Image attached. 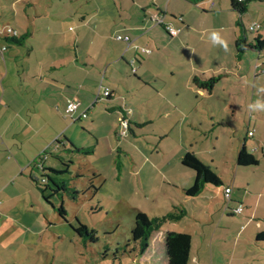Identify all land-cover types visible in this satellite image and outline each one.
<instances>
[{
	"label": "rangeland",
	"instance_id": "obj_1",
	"mask_svg": "<svg viewBox=\"0 0 264 264\" xmlns=\"http://www.w3.org/2000/svg\"><path fill=\"white\" fill-rule=\"evenodd\" d=\"M154 1L0 0V30L6 32L9 29L5 34L9 39L14 37L10 28L18 32L17 37L25 34L22 30L32 35L23 46H15L5 42L0 34V49H7L0 56V167L8 166L10 162L16 163L18 172L22 171L23 176L13 184L17 183L24 188L12 201V221L6 220L0 225V264H135L131 257L122 254V248L130 238L136 213L142 212L149 217L156 207L155 212L160 216L164 209L170 207L169 200L175 196L168 183L162 184L160 166L178 163L181 156L186 152L193 153L194 150L200 159L197 158L225 184L234 175L236 159L233 147H237L241 139L246 136L248 150L252 153V149L258 146L256 144L264 147V74H260L258 69L256 80L253 76L256 64L261 67L264 61V52L257 61V53L247 50L241 57L240 65L227 64L238 60L231 44V39L240 28L237 23L245 27L248 42H253L258 34L264 39V0L250 1L242 17L228 11L220 15L203 16L197 10L200 20L197 23L198 29L204 30L205 40L197 43L193 35L194 38L188 42L192 46L189 50L182 48L176 38L171 41L160 28H157L158 33L148 30L149 47L156 43L162 52V57L152 61L150 68L161 70L160 80L167 88L170 83H175L174 91L179 93V99L174 100L168 96V102L164 98L154 100L149 105L152 108L150 113L147 108L139 111L137 107L130 106L134 113L127 115L132 120L127 129L121 127V118H117V114L103 113L104 102H99L96 113L100 116H96L95 128L88 127L86 121L72 122L70 115L64 114L57 91L54 96L50 94L53 97L49 98L43 94L45 88H36L40 82L33 80L34 84L28 83V77L32 78L33 75L32 68L41 71L40 64L48 66L51 63L60 68L53 73L54 80H60L61 83L74 80L75 76L69 73V63L65 61L66 67L61 68V62H58L60 59L66 60L68 56L72 58L74 51L78 50L79 63L90 64L101 47L111 48L115 43V26H134L140 21L144 22L140 6ZM157 1L162 3L165 0ZM215 10L218 11L217 8ZM252 23L260 26L259 33L248 31ZM213 34H216L217 40L213 39ZM76 36H79V40L74 43ZM31 48L33 51L28 53ZM152 50L154 52L155 48ZM219 63H222L224 70L216 73L207 70L217 67ZM130 69L120 64L118 73L123 84L128 78L136 79L131 76ZM173 70L175 74L171 77ZM191 72L197 78L200 74L205 77L223 75L226 82H243L244 89H226L225 95L222 88L226 82L217 83L213 97L207 103L215 107L217 112L214 121L220 124L218 142L210 133L208 118L203 115L206 109L202 103L193 99L187 85ZM226 72L228 75L224 76ZM102 73L97 76L98 85ZM82 74L83 78L79 80L90 78ZM77 82L80 81L72 85L74 88ZM119 89L120 97H129V87L125 89L119 84ZM229 91L237 98L242 96L244 100L237 105L233 104L228 100ZM98 92L96 90L94 95L103 97L102 91ZM184 99L192 101L199 113L192 110ZM175 105L184 110L185 115L174 111ZM235 106L238 112L232 114ZM215 109H211L212 112ZM136 124L142 127L137 128ZM190 124L197 129H191ZM112 126L117 129L115 136L111 131ZM246 131L254 134V137L247 136ZM92 135L98 140L97 146V140L92 139ZM65 138L71 142L72 147L69 141L65 142ZM88 147H94L93 154L88 156L79 155L73 150ZM44 151L48 159L46 164L51 167L64 169L62 162L71 163L69 174L59 178L68 181L70 187L79 192L76 201L68 194H61L62 200L60 195L51 199L55 208L62 202L67 213L65 220L41 198L36 189L42 188L41 184L35 185L28 176L31 171L33 177L40 178L41 173L32 169V162L37 156H43ZM212 160L215 161L212 163ZM259 160L257 167L238 168L246 171L242 172L243 177L238 180L250 183L247 192L252 207L257 195L261 194L256 216L264 219V160ZM134 165L136 169L144 167L140 174ZM186 171L191 177L194 175L191 170ZM10 173L0 174V186L1 179L2 184L9 177L13 182V174ZM182 184L188 189L193 181L190 179V185L185 181ZM8 193L9 190H6ZM237 193L235 189L233 195ZM178 194V206L185 209L187 215L174 227L191 232L194 230L192 215L206 218L201 215L200 209L195 208L194 199L182 192ZM204 194L208 195L206 192ZM8 196L11 197L10 194ZM206 216L209 219V213ZM217 217L222 218L220 214ZM244 217L247 218L245 212L221 220L217 234L222 237L212 243L213 252L215 256L218 254L220 264L223 257L238 260L239 253L234 245L237 242L239 245L246 243L249 239L248 230L256 227L254 221L244 227L247 229L243 234L239 233L240 227L245 225ZM76 220L85 225L89 232H95L94 237L98 240L96 243L88 244L86 248L81 245L72 230L77 226ZM261 225L264 228V221ZM249 242L254 247L255 240L250 239ZM248 257L256 259L253 264H264V249L250 250Z\"/></svg>",
	"mask_w": 264,
	"mask_h": 264
},
{
	"label": "crops",
	"instance_id": "obj_2",
	"mask_svg": "<svg viewBox=\"0 0 264 264\" xmlns=\"http://www.w3.org/2000/svg\"><path fill=\"white\" fill-rule=\"evenodd\" d=\"M216 8L218 9V11L215 10ZM197 10H200L203 16L209 15V14L220 15L221 13H226V11L230 12L231 14L232 13L235 14L230 9L229 0H203L202 2H199L197 4H192L188 0H165L162 3H158V1L155 0L151 4L140 6V11L142 14L141 17L144 19V22L140 21L134 26H130V25L126 27H121V26L116 27L115 26L114 27L116 28L115 29L116 32L114 33L116 35L114 37L115 43L111 46V48H108V46L101 47L100 52L97 53L95 57L93 56L94 58L92 59V62L90 64L85 63V62L79 63L78 50L74 51L73 53L74 56H72V58L68 56L66 60L63 58L58 61V62H61L60 63L61 68L66 67L65 61H67L66 63H69L68 65V68L70 69L69 73L75 76V79L78 78L77 80L72 79L67 82L65 80L62 83L60 82V80H54L53 73L58 72L60 68H56L54 63H51L48 66H44L40 64L41 71L37 68H32L33 75H32V78L28 77V79L31 80V81L29 80L28 83L31 85L34 84L33 80L40 82L38 86L36 84V88L37 87L41 89L45 88V90L43 91V94H45L46 96H49V98L53 97L57 91L58 93L57 97H59L60 103H62V106L64 107V114H67L66 109H65L67 103L72 100H77L79 102L78 111L72 117L71 116L70 117L73 119L81 112H85L87 115L86 118L79 119L76 121H79L81 123L83 121H86V125H88V127L92 129L96 127V116L97 117L100 116L98 113H96L97 108L99 106V102H104L103 103V113L104 114L105 113L117 114L118 115L117 118H122V116H124V119L129 120V123H130L132 120L128 119L127 115L129 116L134 113L133 109L129 108L130 106L137 107L139 111H143L145 108H147L150 113L152 108L149 105H151L152 101L154 100L157 101L158 99L164 98L163 100L168 102L169 101L168 96L172 97L174 100L179 99V93L174 91L175 83H172V85L170 83V86L167 88L166 85L164 86V84L160 80L161 73H162L161 70L157 71V70H152L150 68V63L152 61H155V59L161 58L162 52L160 49H158V46L156 45V43L153 44V47L155 48V51L153 52L152 50L153 47H149L151 44L150 40L148 41V37H147V35L149 34L146 32L149 30L150 32L152 31V32L158 33L157 28H160V30H162L171 41L173 38H176V40L181 43L182 48L189 50V48L192 46H189L188 42H190V39L194 38L193 35H195V39L197 40V43L204 42L205 40V35L203 34L204 30L198 29L197 23L200 22V20H199V15L197 13L198 12ZM157 15H162L164 17L163 24H162L163 26L169 25L173 29L178 30L177 36L175 37L168 36L165 28H163L162 26L156 25L154 23L153 18ZM81 19L82 21H84V17H82ZM10 29L15 30L13 28H10ZM20 29L22 30L23 28H19V30ZM117 29H119V31H117ZM22 31H23V34L24 33L28 34V32H24V30ZM0 32H2L0 34L2 35L1 37L3 38L5 35V32H3V29H1ZM139 32H143V33H139ZM18 35L19 34L17 32V35L15 37H17ZM118 35L129 37V43H125L123 41L117 40L116 37ZM238 36H239V31L237 32V34H235L234 38L231 39V44L233 46L234 52H235L234 41ZM29 38H32V35L30 36L28 34L27 39ZM27 39L25 43L28 42ZM77 40H79V36H76L74 43H76ZM145 47L147 50L150 51L149 54H143L140 52V48L145 49ZM6 50H4L3 52L0 51V56H3L2 54ZM32 51L33 49L31 48V50H29L28 53L29 52L31 53ZM193 56H194V52H193ZM241 57L240 58L236 57L238 59L237 60L238 62L232 61L227 64L229 66L232 65L233 63L240 65L242 63ZM258 60L259 59L257 58V61ZM130 62H133L134 67H135V73H131V69H130V74L136 79L128 78L127 79L128 82L126 81L123 84L120 79V74L118 73L120 64H123L126 67H130V64H129ZM257 65L258 63L256 64V68L253 73L255 80L258 75L257 73L258 69L260 71V74H264V61H262L261 67L258 66L260 68H258ZM193 69L194 68L192 67V70ZM196 69L200 70L201 68H196ZM221 69L224 70V66H222V63H219L217 67L214 66L213 68H208L207 70L212 71V73H216V72L221 71ZM101 71L103 72L102 73L103 75L101 76L99 80V85H98L97 76ZM82 73L88 75V77L90 78L89 79L84 78V80L82 79V81L79 80L83 78ZM76 74H78V76H76ZM174 74L175 73L173 70V72H171V77H173ZM190 75H191L190 81L187 82V85H189V90L194 97L193 99L194 100L196 99L198 103H202V107L206 109L205 111H203V115L208 118L209 123L211 124L210 133H212V135L216 137V141L218 142V130H219L220 124L214 121V119L217 117L216 116L217 112H216L215 107L212 108L208 106L207 103L211 101V98L213 97L217 83L226 82V78L222 77L223 75H219L220 76L219 81L213 87L211 92H208L204 89L197 88L193 84L192 79L195 77L194 72H191ZM225 75L226 76L228 75L227 72L226 74H224V76ZM212 76H215V75H212ZM198 78L206 79L209 77H205V75L200 74V77ZM76 81H80V82H77L78 85L76 88H74L72 85L76 83ZM131 82L133 83V85H131ZM67 83H69L70 85H67ZM119 84L120 85L122 84L125 89H127L128 87L130 88L128 89V91H130L129 97L126 98V99H129V101H127L123 97H120V94L118 92V90L120 91ZM97 85H98V88L101 87L102 89H107L109 91L110 93L109 98L101 97L100 95L99 96L94 95L96 94L95 93L96 90L99 91V89H97ZM223 87L224 88H222V92L224 95L226 94V91H227L226 89H229V90L236 89V88L244 89L243 82L241 81H237L236 83L228 81L226 82V84L223 85ZM231 91L227 92V94L230 95V97H228V100L231 101L233 104L236 103L235 105H237V103L244 100L242 99V96L241 97L238 96L239 98H237V96ZM50 94L51 95L53 94V96H51ZM126 95H128V93H126ZM203 100L205 102H203ZM184 101L185 103L190 105L192 110L195 109L194 106L196 105L192 101L188 102L186 101V99H184ZM211 109L212 110L215 109V111L212 112ZM239 109L241 110L240 107ZM173 110L185 115L184 110L183 111L180 110L178 108V105H175ZM195 110L199 113L198 108ZM237 112H238V109H237V106H235L232 114H235ZM165 114L168 115L167 112ZM76 121L72 120V122H76ZM190 127L191 129H194V130L197 129L193 124H190ZM111 131H113L114 136H115V134L117 133L116 132L117 129L113 128L112 126ZM246 132H247V136H249L248 133L250 132L249 131H246ZM250 137L253 138L254 134L251 135ZM232 138L234 139V137ZM92 139L97 140L94 136L92 137ZM241 140H240L241 142L239 143V145H237V147H233V151L235 153L234 154L235 159L237 160V155L240 149L242 148V146L244 145L247 152L251 154L258 161L257 166H259V163H260L259 159L261 158L264 160V147L259 144H256L258 146H256L257 148L255 147L254 149H252L254 153L253 154L251 151L248 150V146L246 143V136ZM67 141L69 140L65 138V142ZM69 144L72 147V144L70 141H69ZM97 145H98V140H97L96 146ZM214 146L216 147V143L214 144ZM215 147L213 150L216 149ZM186 153H190V152H186ZM191 154H193L196 158L198 157L196 152H194V150H193V153ZM39 156H37V158ZM230 157H232V153ZM42 158H43L42 163L45 168L58 169V168L51 167L50 165L46 164L48 160L46 155H43ZM181 158L182 156L179 158L178 163H174L173 165L165 164L164 166L159 167L160 169H162L160 171V173L163 175L162 184L168 183L167 185L170 186L171 190L172 189L174 190L172 193L175 195L173 198L169 200L170 207L164 209V212L160 216L164 215L167 212L174 211L175 208H180L178 206V203H180L179 202L180 200L177 201V199L180 197L178 193L179 192L184 193V189H187L183 186L182 182L185 181V183L189 184L190 179L191 181L194 182L195 175L192 174V177H191L190 175L187 174L186 170H190V169L182 166ZM214 161L215 160H212V163ZM235 166H236V169L234 167V175L228 181V183L224 184L223 181L220 180L222 182V186L220 187H213L211 185H206L203 191L201 192V194H199L197 197L192 198V200L194 199L193 202L195 203L194 205L195 208L200 209L201 215H203V217L206 218V219H200V217L197 218L196 214L192 215V220L194 222L192 223V226L194 227V230H192L191 232L189 231L184 232L182 230H177V227H174V226H178V224H180L179 222L183 218L177 222L167 223L166 225L162 227V229L159 232H157L151 238L149 242V247L142 256H138L136 253H132L130 255H127L128 258L131 257L133 259L132 262L133 263L135 262V264L136 263L137 264H164L163 254H164V248H165L164 246L165 234L168 232H177V233L188 234L191 237L188 264H220V262H218L220 261L218 254H216L215 256L213 252L214 248L212 247L214 242H216L218 239L222 237L221 235L217 234V232L220 229L219 228L220 222L224 218H233L234 216L241 215L243 214V212H245V214L247 215V218L245 217L243 218V220L245 221V225L244 226L242 225V227H240L241 230H239V233L241 232L243 234V232L247 229V228L244 229V227L247 224H253L254 221H256V227L255 228L252 227L251 230H248L249 239L247 238L248 240L245 241L246 243L243 242L239 245V242H237L236 245H234L235 250H237L239 253L238 260H234V259L227 260L226 257H223L222 258L223 263L221 262V264H253V262L256 261V259L248 257V255L250 254V250L260 251L264 249V242L255 240V237L259 233L264 232V228H262V225H261L264 219L263 218L259 219L256 216L258 208L260 207V204L258 203L260 201H258V199L260 200L262 196L261 194L257 195L256 203L252 207L248 199L249 193L247 192V190L249 189L250 183L244 180H243L244 182L238 180L243 177L241 175L242 172H246V171H242L238 169L242 167L237 166V164H235ZM257 166H254V167H257ZM17 168H18V165L14 162H10L8 166L1 165L0 167V174L2 173L8 174L10 173L11 170L12 172L10 174L11 175L13 174L12 176L13 182L10 181L12 180V178L9 177L8 178L9 180L5 182L4 184H2L3 179H1L0 225L4 224L6 220L12 221L13 219L11 218L13 214V207H12L13 202L12 201L16 198L17 194H19L20 192L24 190L23 186H20L17 183L15 185L13 184L17 181V179L22 178L23 176V172L22 171L18 172L19 170ZM143 168L144 167L142 166L137 167V169H136V166L134 167V169H136L137 173L139 174H140V170H143ZM249 168H252V167H248V169ZM31 175L32 173L30 171L28 174L30 181H32ZM225 187L231 188L230 201L228 202L225 201L223 197V188ZM36 189L39 191L40 196L42 198L40 189L38 188ZM235 189L239 192L237 193L236 196L233 195ZM6 190H9L10 193L8 194H10L11 197H9L8 194H6ZM204 192H206L208 195L204 194ZM172 199H174L175 201H173ZM239 206H241L242 208L241 213L240 214L233 213V209H236ZM155 208L152 209L153 212L151 215H149V217H160L158 216L157 212H155L156 211ZM208 213H209V219H207V216H206V214ZM219 214L222 217L221 219H218L217 217ZM250 239L255 240L254 247L251 246L249 242ZM119 264H121V262H119Z\"/></svg>",
	"mask_w": 264,
	"mask_h": 264
},
{
	"label": "trees",
	"instance_id": "obj_3",
	"mask_svg": "<svg viewBox=\"0 0 264 264\" xmlns=\"http://www.w3.org/2000/svg\"><path fill=\"white\" fill-rule=\"evenodd\" d=\"M188 1L192 4H197L199 2H202L203 0ZM250 1L252 0H243L242 2H238V0H229L230 9L239 17H242L247 12L248 3ZM237 24L240 28L239 36L234 41L236 57L240 58L245 54V51L252 50L257 53V58L260 59V57H262L261 53L264 52V39L260 34H258L257 37L253 40V42H248L245 27L241 23ZM159 26L165 28L163 25ZM13 31L17 35V32L15 30ZM256 33H259V31H257ZM167 35L169 36L168 33ZM15 36L12 39H9L7 35H4L3 40L15 46H23L28 37V34H24L20 37ZM4 49L6 50L5 47ZM219 79V76H212L206 79L194 77L192 79V82L197 88H201L208 92H211V90L219 81ZM105 98H109V95ZM120 121H127V128H129L130 123L128 120L124 119V116H122ZM135 126L137 128L142 127L141 125L137 124ZM73 150L76 151L78 154L88 156L93 154L94 147H88L83 149L74 148ZM43 155H47V153L44 151ZM39 158V161L41 160L43 162V158L41 156H39ZM42 162L40 165L37 163L36 160L32 162V169H37L38 171H40L41 175L39 179L31 175V180L36 185L37 183L41 184L42 188H40V192L42 195V199L47 204L52 206V208L56 211L57 215L61 219L65 220L67 213L63 207L62 202L57 208H55L51 203V199H53V196L55 195L61 196V194H68L73 201H76L79 192H77L75 188L70 187L68 181L59 178L62 175L69 174L71 163L62 162L64 169H52L45 168ZM181 164L182 166L192 170L195 175L193 185L187 190H184V194L187 197H197L199 194H201L206 185H211L213 187L222 186V182L220 181V179L213 173H211L209 168L200 160H198L193 154H184L181 158ZM236 164L239 167L248 168L257 166L258 161L247 152L245 146L243 145L237 155ZM41 180H44V182L41 183ZM185 216V210L180 208H175L174 211L167 212L160 217H148L142 212H137L134 217L133 227L130 232V238L127 241L126 245L122 248V254L130 255L132 253H136L138 256H142L147 251L151 238L157 232H159L164 225L170 222L180 221ZM76 223L77 226L72 230L75 235L79 238L80 243L84 248H86L88 244H93L98 241L97 238L95 239L94 237V231L89 232L87 227L85 225H82L78 220H76ZM255 240L264 242V232L259 233L255 237ZM190 243L191 237L188 234L177 232L166 233L164 238V264H188ZM117 250L115 251L116 254Z\"/></svg>",
	"mask_w": 264,
	"mask_h": 264
},
{
	"label": "built area",
	"instance_id": "obj_4",
	"mask_svg": "<svg viewBox=\"0 0 264 264\" xmlns=\"http://www.w3.org/2000/svg\"><path fill=\"white\" fill-rule=\"evenodd\" d=\"M243 0H238V2H242ZM163 16L162 15H157L153 18V21L156 25H162L163 24ZM165 27V30L166 32L169 34L170 37H175L177 36L178 34V30H175L173 29L171 26L167 25V26H164ZM9 30V29H8ZM7 30V31H8ZM260 30V26L256 23H252L249 27H248V31L249 32H257ZM6 31V32H7ZM10 31L12 32V34L15 36L16 33L10 29ZM117 40L119 41H123L125 43H129V37L127 36H117L116 37ZM5 49L4 48H1L0 51L3 52ZM140 52L143 53V54H149L150 51L149 50H146L144 48H140ZM130 68H131V73H135V67H134V64L133 62H130ZM100 90L102 91V96L103 97H107L109 95V91L107 89H102L101 87L99 88V92ZM98 92V94H99ZM99 96V95H98ZM78 107H79V102L77 100H72L70 102L67 103L66 105V113L69 114L71 117L77 113L78 111ZM86 113L85 112H81L80 114H78L75 118H73V121H76V120H79V119H84L86 118ZM121 127L123 129H127V121H121ZM249 136H251V133H248ZM42 157V156H41ZM39 157L36 159L37 163L40 165L41 164V160L39 161ZM44 180H41V183H43ZM230 196H231V188L230 187H225L223 188V197H224V200L225 201H230ZM242 211V208L241 206L237 207L233 213L235 214H240Z\"/></svg>",
	"mask_w": 264,
	"mask_h": 264
},
{
	"label": "clouds",
	"instance_id": "obj_5",
	"mask_svg": "<svg viewBox=\"0 0 264 264\" xmlns=\"http://www.w3.org/2000/svg\"><path fill=\"white\" fill-rule=\"evenodd\" d=\"M213 39L214 40H217L218 39V37L216 36V34H213Z\"/></svg>",
	"mask_w": 264,
	"mask_h": 264
}]
</instances>
